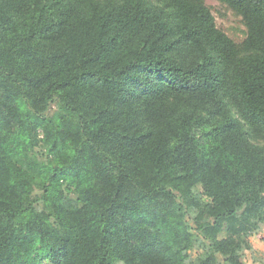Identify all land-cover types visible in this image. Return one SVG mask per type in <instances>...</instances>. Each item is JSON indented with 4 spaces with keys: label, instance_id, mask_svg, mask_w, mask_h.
<instances>
[{
    "label": "trees",
    "instance_id": "obj_1",
    "mask_svg": "<svg viewBox=\"0 0 264 264\" xmlns=\"http://www.w3.org/2000/svg\"><path fill=\"white\" fill-rule=\"evenodd\" d=\"M220 1L242 45L199 0H0V264H244L237 239L264 225V0ZM39 131L55 165L21 148Z\"/></svg>",
    "mask_w": 264,
    "mask_h": 264
},
{
    "label": "rangeland",
    "instance_id": "obj_2",
    "mask_svg": "<svg viewBox=\"0 0 264 264\" xmlns=\"http://www.w3.org/2000/svg\"><path fill=\"white\" fill-rule=\"evenodd\" d=\"M204 3L211 11L215 18L216 25L219 29H221L230 39H232L238 45H242L247 37L248 28L246 22L244 20L243 15L230 7L226 3L220 0H199ZM60 25L58 26V28ZM57 28V29H58ZM57 111L56 104L52 105L49 110V115H53ZM212 123V122H211ZM211 124L207 123L205 127H210ZM206 129V128H205ZM202 132H206V130ZM200 132V133H202ZM15 133V126H11V130L9 128L4 129L3 135L8 139H13ZM206 135V134H205ZM203 136V134H202ZM252 142L258 146H264V134L262 137H251ZM21 148L27 151L30 155L35 157L36 159L49 162L52 165H55V158L53 154L50 152V148L45 142L44 135L42 132L34 133L28 141L22 140L20 141ZM68 183H62L61 188L65 189L66 192L70 195L72 199H76V195L73 189L67 190ZM192 191L196 194H201L203 192V188L201 185L196 184L193 186ZM35 198L42 197V192L39 190H35L34 192ZM206 200V199H205ZM208 201V200H206ZM197 212L195 210L189 209L186 217V221L189 226V230L193 236L194 246L189 251V256L192 261H197L198 259H204L212 250L210 247V243L206 241L195 224V217ZM141 242H135L130 244L131 253L133 250L138 249L141 245ZM236 246L241 247L240 256L244 264H264V225H262L261 229L255 232L250 236H243L242 239H237ZM233 251L236 253L237 249L233 248ZM218 259L221 263H224V257L220 254L218 255ZM36 264H51V262L46 259L41 261L39 258L35 257Z\"/></svg>",
    "mask_w": 264,
    "mask_h": 264
}]
</instances>
